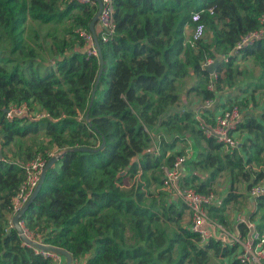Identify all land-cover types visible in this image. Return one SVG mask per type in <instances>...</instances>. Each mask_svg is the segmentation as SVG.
<instances>
[{"label":"trees","instance_id":"trees-1","mask_svg":"<svg viewBox=\"0 0 264 264\" xmlns=\"http://www.w3.org/2000/svg\"><path fill=\"white\" fill-rule=\"evenodd\" d=\"M113 4L114 34L102 41L96 26L99 50L88 55L77 30L90 32L96 4L0 0L6 43L0 49V264H55L26 245L10 224L25 163L37 156L47 162L53 154L59 156L20 218L33 239L68 251L73 260L85 258L86 264H222L210 262V252L238 264L236 245L215 238L201 245L199 236L181 224L187 207L163 189V168L172 165L187 142L201 140L181 167L179 185L208 193L226 171L229 192L207 208L224 225L225 211L244 197L238 184L245 183L246 190L264 179V109L258 115L241 112L235 131L246 137L239 146L226 144L222 153L224 143L194 128L192 109L234 87L241 73L234 65L238 57L253 60L264 85V40L229 56L244 33L259 27L264 0ZM193 13L204 25L196 41ZM28 19L46 24L67 19L69 27L44 50L27 39ZM222 56H229L227 62ZM207 59H219L212 90L211 74L203 67ZM21 103L37 106L46 116L8 119L5 109ZM178 144L181 150L172 152ZM78 147L90 150L74 151ZM197 168L206 174L200 180ZM254 200L264 220V194ZM237 227L247 234L244 223ZM256 227L264 229V224Z\"/></svg>","mask_w":264,"mask_h":264},{"label":"built area","instance_id":"built-area-1","mask_svg":"<svg viewBox=\"0 0 264 264\" xmlns=\"http://www.w3.org/2000/svg\"><path fill=\"white\" fill-rule=\"evenodd\" d=\"M77 1L80 3L92 2L95 4V2L91 0ZM113 14V0H101V10L97 18L96 26L102 41H107L114 34L115 23ZM192 21L196 23L192 32V41H196L204 35V25L199 22V13L192 14ZM77 31L84 39L86 45L89 46L87 48V54L97 55L96 45L91 32H86L81 29ZM261 40H264V17L260 20L259 27L244 33L240 37L234 48L230 51L229 56L237 55L240 48L252 45L254 42ZM229 56H222L221 59L227 62ZM213 62L214 59H207L203 63V67L206 68ZM215 79L216 74L212 73L211 81L208 84L210 90L214 89ZM202 104L196 109L200 114H202L204 110H208L211 101L205 100ZM5 112L8 119L19 116H25L30 119H40L46 116L45 112L40 111L37 106H28L25 103L12 104L5 109ZM209 119L211 120L210 124L204 123L201 126V130H203L205 136H213L218 142L224 144L230 143L231 145L233 144V146L239 144V141H231L232 139L230 137V131L235 129L236 124L241 119V110L238 105L232 104L225 106L211 114ZM155 151H158L157 147H155ZM192 152V146L190 142H188L184 152L180 155H176L172 165L163 168V189L174 201L180 200L186 205L187 211L190 213L191 217L189 229L199 236L201 245L205 244L209 239L215 238L220 240L222 245L237 246L238 264H264V229H258L253 222L237 214L235 222L237 225L238 223H244L248 229L247 234L242 236L238 227L236 231H228L221 223L212 222L207 210L210 206L218 205L222 198H217L211 193H200L192 187H182L179 185L181 167L192 155ZM45 163V159L41 156H37L25 163V181L13 199V214L22 207L32 193L39 181L40 172ZM262 194H264V179L245 190V195L251 199H255ZM20 224L22 225L21 222ZM25 232L30 237L26 230ZM36 252H40L44 257H51L55 264L64 263V258L57 254L39 250H36ZM72 264H86V260L85 258H80L73 260Z\"/></svg>","mask_w":264,"mask_h":264},{"label":"rangeland","instance_id":"rangeland-1","mask_svg":"<svg viewBox=\"0 0 264 264\" xmlns=\"http://www.w3.org/2000/svg\"><path fill=\"white\" fill-rule=\"evenodd\" d=\"M68 24L69 21L67 19H64L61 23H57V24L55 23L46 24L39 21L28 19L27 22L25 23L24 29L26 31L27 39H29L33 44H37V43L41 44V46H44V50H46L47 47L51 44L53 36H57L59 38H63L65 36L66 30L69 27ZM35 35H37L39 38L35 39ZM187 38H189V34H187ZM5 47H6V43L0 32V49L3 50V48ZM45 58L50 59L48 52H45ZM50 61L52 63L51 59ZM234 65L241 72L240 74L237 75L235 79L234 87L225 88L217 92L216 97L210 99L211 104L217 102L220 108H224L225 106H229L232 104H237L240 107L242 115L243 114L258 115L264 109V85H262V82L258 81L259 71L257 70V67L254 65L252 59L237 58L234 61ZM196 108H197L196 105L192 106L195 117V124L197 123L196 125H194V128L196 130L198 129L203 132V130H201V126L204 123L207 124L211 123V120L209 119V115H208L209 113L208 110L207 111L204 110L203 112H205V114H200V112L196 111ZM235 133H237L236 136L238 134H239L238 136H241L240 133H243V135L246 137V133L244 132H240V133L235 132ZM234 136L232 137L234 138ZM193 137L196 138V135H193ZM41 139L42 138L39 137V140ZM235 140H239V138L237 137ZM192 141L189 142L191 146H193V148L194 145L200 148L202 144L201 140L198 141V139L196 138V139H192ZM155 142L158 143L157 137H155ZM227 144H228V148L235 147L233 146V144L232 145L230 143ZM239 145L240 144H238V146ZM226 149H227V145L223 146L218 151V153H222V151L223 150L225 151ZM180 150H181V144H178V146H176V148L172 152L176 153L179 152ZM262 168L264 169V163L262 165ZM197 172H198L199 180L206 176V174L203 173V171L200 168H197ZM230 186H231V180L227 172L225 171L222 172L216 178L208 193L215 195L217 198L225 197L229 192ZM238 186H239V190L237 192L242 194V196L244 197L238 200L239 201L238 205L235 206L231 204V206H229L228 209L225 211L224 213V217L226 219L225 225L226 226L230 225V216L236 210L240 212H244V216L248 217L250 221L252 220V222H254L256 226L260 224H264V220L261 219V212H258L256 210L255 200L245 195V188H246L245 183L241 182L240 184H238ZM149 189L152 192L157 193V187H150ZM160 198L161 197H158V200ZM161 201L163 202V198L161 199ZM177 204L181 205L180 202H177ZM183 211L184 214L182 217L181 224L185 227H189L191 217L187 212V210L183 209ZM186 212L188 213V215L186 214ZM208 215L212 222L219 223L217 217H215L213 213L208 212ZM241 217L243 216L241 215ZM30 237L32 236L30 235ZM210 262H214V263L221 262L222 264H229L230 260L225 258L224 260L220 261L219 257L213 255L210 252Z\"/></svg>","mask_w":264,"mask_h":264},{"label":"water","instance_id":"water-1","mask_svg":"<svg viewBox=\"0 0 264 264\" xmlns=\"http://www.w3.org/2000/svg\"><path fill=\"white\" fill-rule=\"evenodd\" d=\"M91 1L95 2L96 6H97V10H96L95 15L93 16V18L89 24V30L93 36V40H94V43L96 45V49L98 51L99 47H98V39H97V34H96V22H97L99 12L101 10V0H91ZM218 62H219V60L215 59L214 62L211 65L207 66L205 69L210 74L214 73L215 67L218 64ZM101 67H102V60H101V56H100V70L98 72V76L100 75ZM95 89H96V83L94 85L91 98L93 97ZM86 118H88V114H86ZM88 150H90V148H87V147H78V148L74 149V151H88ZM58 156H59L58 154H53L47 160V162L45 163L44 167L42 168V170L40 172V178H39L37 185L33 189L32 193L30 194V196L28 197L26 202L22 205V207L17 212H15L13 214V216L10 220V224H11V227L17 231L21 240L26 245H28V246L36 249V250H39V251H46V252H51V253L57 254V255L64 258L63 264H72L73 258H72V255L68 251H66L62 248H59V247L44 244V243H42L36 239L29 237L26 234L24 227L20 224V218L26 212V210L28 209V207L33 202L34 198L36 197V195H37V193H38V191H39V189L43 183L46 171L54 164V162L57 160ZM0 157H1V152H0Z\"/></svg>","mask_w":264,"mask_h":264},{"label":"crops","instance_id":"crops-1","mask_svg":"<svg viewBox=\"0 0 264 264\" xmlns=\"http://www.w3.org/2000/svg\"><path fill=\"white\" fill-rule=\"evenodd\" d=\"M200 104H202V103H198L197 105H196V107H198ZM197 109V108H196ZM221 108L218 106V103L217 102H214L213 104H211L210 105V107L208 108V111L209 112H211L212 114L214 113V112H216V111H218V110H220ZM207 111V110H206ZM235 132H239L240 133V131H235V129L234 130H231L230 131V135H231V138H232V140H234V141H242L243 139H244V135H243V133H240V135L241 136H236V134L237 133H235ZM235 135V136H234ZM232 136H234V138L232 137ZM239 138V140H235L236 138ZM178 146V145H177ZM192 148H193V146H192ZM220 198H223V197H220ZM250 198V197H249ZM222 200V199H221ZM188 212V211H187ZM186 212V214L188 215V213ZM237 214H240V215H242L244 218H246V220H249L250 221V219L248 218V217H245L244 216V212H240V211H238V210H236V211H234L232 214H231V216H230V225H224V224H222L228 231H230V232H232V231H236V228H237V223L235 222V218H236V215ZM189 215H190V213H189ZM251 222H252V220H251ZM254 223V222H253Z\"/></svg>","mask_w":264,"mask_h":264}]
</instances>
